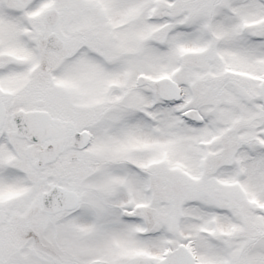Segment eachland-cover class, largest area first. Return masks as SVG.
I'll use <instances>...</instances> for the list:
<instances>
[{
  "label": "snow or ice",
  "instance_id": "1",
  "mask_svg": "<svg viewBox=\"0 0 264 264\" xmlns=\"http://www.w3.org/2000/svg\"><path fill=\"white\" fill-rule=\"evenodd\" d=\"M0 264H264V0H0Z\"/></svg>",
  "mask_w": 264,
  "mask_h": 264
}]
</instances>
